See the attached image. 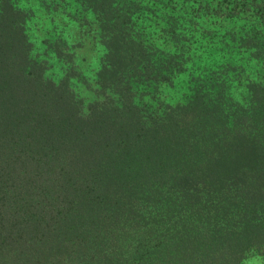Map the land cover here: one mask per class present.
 <instances>
[{
    "label": "trees",
    "instance_id": "16d2710c",
    "mask_svg": "<svg viewBox=\"0 0 264 264\" xmlns=\"http://www.w3.org/2000/svg\"><path fill=\"white\" fill-rule=\"evenodd\" d=\"M59 1L94 21V80L65 70L66 34L37 45V15L0 0V264L264 256V0L233 30L181 0Z\"/></svg>",
    "mask_w": 264,
    "mask_h": 264
},
{
    "label": "rangeland",
    "instance_id": "374dc122",
    "mask_svg": "<svg viewBox=\"0 0 264 264\" xmlns=\"http://www.w3.org/2000/svg\"><path fill=\"white\" fill-rule=\"evenodd\" d=\"M17 1L22 8L28 11H33L37 15L35 16V20H32V22L34 23H30L29 26L30 31H32V36L34 37L36 42H40V44L37 43V45L41 46V43L47 39V34L51 32V26H53L54 30H56L55 34H60L62 31L64 34H66V38L64 37V40H67V42H69L70 47L73 46L70 52H74L72 55V62L70 64L68 63L69 58L67 57L68 69L66 67L65 70H67L68 73L69 71H71L73 74H77L76 76H78L79 78L83 75H86L89 76L91 80H94V73L98 70L99 63L101 64V61L99 60L103 52L102 48L98 44H96V40L93 36L94 32H96L94 21L83 22V20L79 17L71 19V13L72 11H76V8L74 7L72 9L71 7L69 11L67 6L63 7V5H61L60 1V5L52 3L51 0ZM143 1L144 4H147L146 0ZM148 1L151 2L152 0ZM181 1L182 3H180V5L183 7H187V3H189V8H191L192 13L197 14V16H200V14H202L200 13L202 9V11H204V13L202 14V16H204V19L208 21L207 23L210 22L216 28L225 26L226 20H229L228 25L231 24L229 29L233 30L234 28L240 27L244 21L246 23L248 20H252L253 17V13L251 12L249 6L242 4L243 0ZM175 2L177 1H173V3ZM163 7L167 6H162V8ZM176 8H179V5ZM156 19L153 18L156 23H160L162 20L160 15H157ZM65 26L67 27V32L65 31ZM158 29L154 32L156 43L159 44L158 47L161 48L164 52L169 48V44H172L173 42L171 41L169 34H167V37H163ZM164 33L166 34V31ZM204 33L199 34L202 35ZM64 58L62 60L61 58H50V66L47 69L50 77H61L64 72V67L61 64L62 62L64 63ZM247 70L251 69L248 68ZM255 73L258 81L262 85H264V70H255L254 74ZM79 80L78 82L80 83L82 79ZM94 85V83H90V87H88V90H94ZM89 91L87 92L91 96L92 93ZM167 94H171V92L168 91ZM262 254L250 256L249 258H246L241 264H264V256Z\"/></svg>",
    "mask_w": 264,
    "mask_h": 264
}]
</instances>
